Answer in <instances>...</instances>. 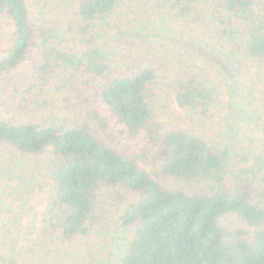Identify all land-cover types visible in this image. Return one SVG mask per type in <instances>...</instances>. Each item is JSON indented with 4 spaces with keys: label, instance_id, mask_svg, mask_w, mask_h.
<instances>
[{
    "label": "trees",
    "instance_id": "1",
    "mask_svg": "<svg viewBox=\"0 0 264 264\" xmlns=\"http://www.w3.org/2000/svg\"><path fill=\"white\" fill-rule=\"evenodd\" d=\"M0 19V264H264V0H0Z\"/></svg>",
    "mask_w": 264,
    "mask_h": 264
},
{
    "label": "rangeland",
    "instance_id": "2",
    "mask_svg": "<svg viewBox=\"0 0 264 264\" xmlns=\"http://www.w3.org/2000/svg\"><path fill=\"white\" fill-rule=\"evenodd\" d=\"M7 36H8V25L5 23V21L0 19V54L2 52V49L4 48L6 41H7ZM164 109H163V113H162V118L168 122V120H173L172 124H178V122L180 121L179 118V109L178 107L174 104L173 100H171L170 98H165L164 99ZM167 117L168 120H167ZM26 117L22 116L21 119H25ZM38 118V117H36ZM44 194L40 193V195L34 199L33 203L35 206V209L40 210L41 207L44 204ZM115 214L113 213H109V216L107 218V220H111L110 221V228L108 229V233H107V239H103L102 240V248L99 247L98 245L96 246V249L101 250L103 253H106V255H109L110 257L112 256V253H110L109 248L107 246V248H105L104 246H106L107 242L111 243L113 241H115V238L118 236L120 230L118 228V225L116 223V216L114 217ZM219 222L221 223V225L227 229V230H232L235 229L237 227L242 226V223L238 220V218L232 214V213H226L224 215H222L219 219ZM96 237V236H95ZM95 240H97V237L95 238ZM110 253V254H109Z\"/></svg>",
    "mask_w": 264,
    "mask_h": 264
}]
</instances>
